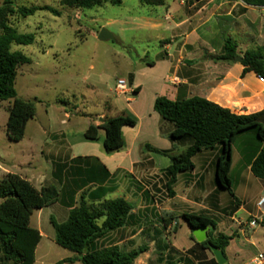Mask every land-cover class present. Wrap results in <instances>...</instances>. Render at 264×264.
<instances>
[{
	"label": "crops",
	"instance_id": "0c3cea01",
	"mask_svg": "<svg viewBox=\"0 0 264 264\" xmlns=\"http://www.w3.org/2000/svg\"><path fill=\"white\" fill-rule=\"evenodd\" d=\"M162 7L163 14L160 16L156 10L148 22L151 23V28L170 31L172 33L170 39H177L163 46L166 58L172 61H164L170 64L163 82L154 83L152 110L136 105L142 87L135 85L134 82L131 88L128 87L127 94L138 95L137 98L128 100L129 113L136 121V125L123 128L122 150L107 153L104 146L100 145L96 147V154H76L75 150L70 148L73 147V143L67 136L61 135L65 138L63 142L65 145L60 146L65 147L59 149L56 145L59 135L47 133V138L51 140V143H46V148L49 147L47 154L50 159L64 167L46 175H35L24 170L18 175L29 180L37 189L45 185L58 188L61 192L60 202L44 208L50 209L59 205L66 209L63 218L65 220H56L58 223H64L68 219L71 210L68 205L72 202L77 205L84 192L87 193L86 200L89 203L117 198L130 202L133 210L126 224L96 241L94 249L117 246L121 251L129 253L146 247L147 251L138 257L135 264H218L212 252L203 249L196 239L192 238L193 230L180 218L185 213L199 214L210 217L216 223L215 233L236 235L227 247L225 255L229 264H246L258 254H264V251L255 253L245 249V244L253 246L254 242L246 237L245 230L240 227L245 220L239 216L246 214L248 218L252 217L251 204L257 198L251 195V186L264 184V181L256 178L251 172V163L259 148L255 154L249 152L244 154L243 165L237 166L233 152L235 141L232 144L230 180L237 200L230 197L229 193L227 195L216 182V159L220 154V148L206 150L196 155L193 158V171L177 176V182L172 187L174 192L172 195L168 189L170 176L166 172L171 166L170 156L184 151L193 141L172 140L170 134L174 126L154 111V103L158 97L176 101L197 96L230 109L236 114L263 111L264 81L254 72L242 77L244 67L241 63L217 60V56L223 53L224 40L231 38L230 35L233 34L248 35V41L242 47L235 41L238 45V54L242 56L248 50L264 46V15L259 22L256 16L248 19L249 14L255 10L264 12V7L246 6L239 0H194L187 5L176 0L173 3L166 2ZM215 20L220 23L213 29L212 23ZM99 117L100 121L108 118L105 115ZM104 138L105 132L102 137L99 131L97 140L104 142ZM149 147L166 154L156 153ZM248 148L243 152L248 151ZM80 168H89L102 178L107 176L104 184L99 186L91 182L82 188L83 184L78 176ZM0 170L4 173L0 178L8 173L15 174L1 165ZM179 187H182L181 190ZM258 218L259 224L263 217ZM33 228L40 231L42 241L44 238L42 224L39 223ZM249 230L253 231L255 227H250ZM182 231L187 242L180 246L178 236ZM46 238L55 242L54 227L52 231L46 232ZM41 241L36 250L35 263ZM47 251L46 245V256ZM65 259H73L72 262L65 264H82L80 257L74 252L60 261Z\"/></svg>",
	"mask_w": 264,
	"mask_h": 264
},
{
	"label": "rangeland",
	"instance_id": "374dc122",
	"mask_svg": "<svg viewBox=\"0 0 264 264\" xmlns=\"http://www.w3.org/2000/svg\"><path fill=\"white\" fill-rule=\"evenodd\" d=\"M13 1L17 7H52L62 13L61 16H55L49 11L38 10L26 18H12L19 33L35 36L32 45L13 46L14 50L22 51L32 61L18 70V95L36 103V116L27 123L25 137L21 142H12L7 137L6 127L12 102H0V165L15 174L29 171L35 175H46L55 170L58 164L47 154L49 147L46 148V143H51L47 133L59 135L56 143L59 149L65 147L60 146L65 140L61 136L63 134L72 141L73 147L70 148L76 154H96V147H103V142L85 139L84 133L89 125L99 123L101 115L108 118H132L128 100L138 95L129 93L118 97L115 93L118 80H124L130 88L133 82L142 87L136 105L152 110L154 83L163 82L170 64L164 61H172L166 58L163 46L168 43L166 41L177 39H170V31L150 27L148 19L155 15L156 10L161 16L164 8L144 6L140 0H122L121 5L106 4L91 9L62 7L60 0ZM174 1L166 0L168 3ZM190 1L193 3L194 0H188L185 5ZM2 3L3 0H0V6ZM263 15L264 12L258 9L250 13L248 19L256 16L259 22ZM219 23L215 20L212 23L213 29ZM102 29L112 34L114 39L100 41L98 36ZM230 36L241 47L248 41L247 34ZM153 61L156 62L154 67L146 63ZM132 106L136 107L135 104ZM100 134L103 137V130H100ZM260 144L254 130L240 134L233 148L237 166L243 165L244 154L253 153ZM247 147L248 151L243 152ZM3 174L0 170V176ZM263 185L251 186V195L257 198L253 203L250 201L252 217L239 215L245 220L240 227L245 230L246 237L254 242L253 246L245 244L248 252L264 251V227L258 224L255 230H249L254 219L264 217L256 205L264 196ZM179 188L181 190L182 187ZM64 213L66 209L59 205L34 212L31 225L37 227L41 223L44 232L35 264H57L71 253L46 238V232L53 230L50 219L53 217L63 221ZM186 242L187 238L182 231L178 236V244L181 246Z\"/></svg>",
	"mask_w": 264,
	"mask_h": 264
},
{
	"label": "trees",
	"instance_id": "16d2710c",
	"mask_svg": "<svg viewBox=\"0 0 264 264\" xmlns=\"http://www.w3.org/2000/svg\"><path fill=\"white\" fill-rule=\"evenodd\" d=\"M246 6L264 7V0H239ZM148 7H162L166 0H140ZM106 4L121 5L122 0H60L62 7L72 9H91ZM38 10H46L55 16L61 11L52 7H17L13 0H3L0 6V102L11 101L7 121V137L12 142H21L26 133L27 123L36 116V103L19 97L16 89L18 70L22 65L30 64L31 59L13 46H29L35 41L34 34H21L12 23L13 17L26 18ZM166 42H169L166 41ZM238 45L231 38L224 40L223 53L217 60L234 62L238 54ZM242 57L244 67L242 77L254 72L264 81V46L246 51ZM152 67L155 62H146ZM154 111L160 117L173 124L174 130L170 138L174 141L191 139L192 144L179 154L170 156L171 166L166 170L170 179L168 189L174 195L172 187L181 173L194 169L193 158L206 150L220 148L216 159V182L235 200L230 180L232 165V144L235 139L248 130H254L261 144L257 155L251 163L252 174L264 181V110L251 114H236L201 97L183 98L176 101L166 97H158L154 103ZM136 121L130 116L105 118L98 125H90L85 132L88 140H97L99 131L105 132L103 142L107 153L122 150L124 127H134ZM152 151H158L149 147ZM256 148V149H257ZM253 151L255 154L256 152ZM64 165L57 164L56 170ZM103 169H105L103 167ZM106 172V170H105ZM107 173V172H106ZM107 175V174H106ZM79 179L82 188L91 182L102 186L105 178L96 175L89 168H80ZM57 178V176H56ZM84 192L78 204L68 205L71 208L69 217L64 223L51 218L55 229V242L60 247L76 253L82 264H135L138 257L147 251L146 247L126 253L117 246L94 249L96 241L108 233L122 228L131 217L133 205L123 198L105 199L98 203H89ZM75 195V194H74ZM61 192L55 186H44L37 189L29 180L18 174L8 173L0 178V264H34L36 250L42 239L38 229L31 226V218L35 211L42 210L60 202ZM193 230L201 226L208 227L209 238L199 243L203 249L210 251L214 244L224 253L230 242L236 237L223 233H215L216 223L206 215L182 214L180 216ZM174 219V218H173ZM264 227V217L259 222ZM194 239V236L192 235ZM211 252V251H210ZM65 259L58 264L72 262ZM229 264V263H228Z\"/></svg>",
	"mask_w": 264,
	"mask_h": 264
},
{
	"label": "water",
	"instance_id": "95a60500",
	"mask_svg": "<svg viewBox=\"0 0 264 264\" xmlns=\"http://www.w3.org/2000/svg\"><path fill=\"white\" fill-rule=\"evenodd\" d=\"M98 39L100 41H108L114 39V37L106 29H102L101 32L99 33ZM235 61L242 63V57L240 56L237 57ZM262 123H264V120H262ZM208 230L209 228L205 226H201L199 228L193 229L194 238L198 243H202L209 238ZM209 248L218 264H228V259L225 253L220 248H218L214 244H210Z\"/></svg>",
	"mask_w": 264,
	"mask_h": 264
},
{
	"label": "built area",
	"instance_id": "2783aa9c",
	"mask_svg": "<svg viewBox=\"0 0 264 264\" xmlns=\"http://www.w3.org/2000/svg\"><path fill=\"white\" fill-rule=\"evenodd\" d=\"M182 4H186L188 0H179ZM129 92V88L127 83L124 80H118L116 87H115V93L118 96H123ZM258 208L263 212L264 214V198H261L258 203ZM259 219H254L251 223V227H256L258 224ZM246 264H264V254L260 253L256 257H254L252 260H250Z\"/></svg>",
	"mask_w": 264,
	"mask_h": 264
}]
</instances>
